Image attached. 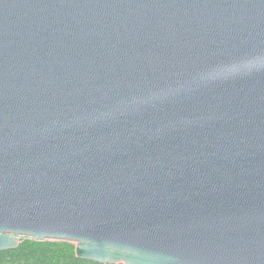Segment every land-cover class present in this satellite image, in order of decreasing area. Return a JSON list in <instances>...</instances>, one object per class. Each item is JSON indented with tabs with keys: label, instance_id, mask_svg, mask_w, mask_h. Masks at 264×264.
Here are the masks:
<instances>
[{
	"label": "water",
	"instance_id": "water-1",
	"mask_svg": "<svg viewBox=\"0 0 264 264\" xmlns=\"http://www.w3.org/2000/svg\"><path fill=\"white\" fill-rule=\"evenodd\" d=\"M264 264V0H0V252Z\"/></svg>",
	"mask_w": 264,
	"mask_h": 264
},
{
	"label": "trees",
	"instance_id": "trees-1",
	"mask_svg": "<svg viewBox=\"0 0 264 264\" xmlns=\"http://www.w3.org/2000/svg\"><path fill=\"white\" fill-rule=\"evenodd\" d=\"M0 264H100L80 260L69 242L24 240L14 250L0 252Z\"/></svg>",
	"mask_w": 264,
	"mask_h": 264
}]
</instances>
